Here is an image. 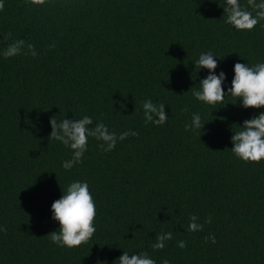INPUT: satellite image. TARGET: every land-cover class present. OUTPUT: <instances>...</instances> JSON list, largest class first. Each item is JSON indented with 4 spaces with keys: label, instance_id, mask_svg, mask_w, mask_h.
I'll return each mask as SVG.
<instances>
[{
    "label": "trees",
    "instance_id": "1",
    "mask_svg": "<svg viewBox=\"0 0 264 264\" xmlns=\"http://www.w3.org/2000/svg\"><path fill=\"white\" fill-rule=\"evenodd\" d=\"M3 3L0 264H119L125 251L147 252L156 264H264V159L247 162L231 150V137L264 106L228 96L237 62L264 63V20L237 30L225 22V0ZM19 39L37 55L25 47L5 57ZM209 51L216 74L226 73L223 104L192 94L210 74L195 65ZM145 100L165 104V124L145 123ZM194 113L206 123L185 131ZM53 116H90L117 135H138L109 152L89 137L82 162L66 170L73 153L50 140ZM74 181L89 184L96 231L87 243L61 247L48 235L60 227L52 204ZM193 214L202 231H188ZM162 231L173 239L153 249ZM213 234L216 243L205 242Z\"/></svg>",
    "mask_w": 264,
    "mask_h": 264
},
{
    "label": "clouds",
    "instance_id": "2",
    "mask_svg": "<svg viewBox=\"0 0 264 264\" xmlns=\"http://www.w3.org/2000/svg\"><path fill=\"white\" fill-rule=\"evenodd\" d=\"M32 4L43 5L45 0H31ZM4 8L3 0H0V10ZM249 8L252 10L250 11ZM224 13L227 14L225 22L234 26L237 30H252L261 20H264V0H247V5H242L240 0H225ZM255 13V14H253ZM55 45H50L54 47ZM27 47L33 57L37 55L35 46L25 44L23 39L8 44L3 55L14 57L21 54ZM27 54V53H25ZM216 55L212 52H203L199 59L195 61L196 68H207L210 74L200 81L201 90H193V96L202 102L210 105L223 104L226 93L223 87L226 73L221 71L219 75L215 70L218 66ZM235 76L228 88V96L243 99L245 108L264 106V63H256L253 66L237 62L234 66ZM145 123H154L157 126L165 124L168 115L165 112V104H155L151 100L143 103ZM186 110V109H185ZM52 132L50 140H58L72 150V158L63 162L64 169H71L76 163L82 162V157L87 150L88 139L93 137L102 141L100 148L109 152L112 151L117 141H123L128 136H135L138 133L128 130L117 135L110 132L103 122H94L90 116L79 119L63 118L57 120L56 116L50 119ZM201 116L194 113L191 124L185 125V131L193 129H203L204 124ZM242 130L235 132L231 137L234 147L232 152L239 158L247 162H260L264 159V112L245 120L241 126ZM53 219L59 221L60 227L57 231L48 233L52 243L61 247H78L82 243H87L96 231L94 221L96 217V204L89 190L86 181L71 182L60 199L52 204ZM199 217L191 215L188 231H202L203 224L198 223ZM211 223V217L205 221ZM0 231H7L6 228ZM173 239L171 231L157 234L153 249H163L165 241ZM211 240L216 243L214 234L205 237V242ZM186 241H179L178 247L185 248ZM119 264H156V261L149 257L147 252H140L138 255L124 252L119 258ZM163 264H170L165 259Z\"/></svg>",
    "mask_w": 264,
    "mask_h": 264
}]
</instances>
